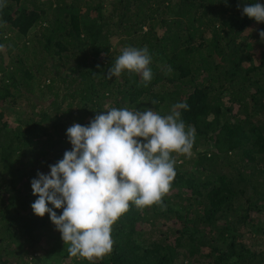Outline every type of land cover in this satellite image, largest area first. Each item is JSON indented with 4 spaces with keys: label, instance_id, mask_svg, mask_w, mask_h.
<instances>
[{
    "label": "trees",
    "instance_id": "16d2710c",
    "mask_svg": "<svg viewBox=\"0 0 264 264\" xmlns=\"http://www.w3.org/2000/svg\"><path fill=\"white\" fill-rule=\"evenodd\" d=\"M256 2L264 0H7L0 264H90L68 254L49 214H34L31 180L71 150L73 123L112 107L166 115L179 102L195 129L192 155H176L165 207L132 205L96 264H264V22L241 14ZM128 46L149 50L147 87L128 72L106 78ZM40 83L52 93L47 104L34 94Z\"/></svg>",
    "mask_w": 264,
    "mask_h": 264
},
{
    "label": "clouds",
    "instance_id": "9594fccd",
    "mask_svg": "<svg viewBox=\"0 0 264 264\" xmlns=\"http://www.w3.org/2000/svg\"><path fill=\"white\" fill-rule=\"evenodd\" d=\"M6 4L0 0V10ZM241 14L264 22V3L243 4ZM259 35L264 40V30ZM151 62L146 46L125 47L106 78L128 72L139 75L147 87L153 78ZM188 109L186 102L174 104L166 115L151 108L112 107L86 126L73 123L67 128L71 150L49 165L50 173L37 170L31 188L38 198L31 208L39 217L50 215L70 256L96 264L112 253L113 226L132 205L139 210L165 207L163 198L177 174L176 155H192L195 129L186 126L180 111Z\"/></svg>",
    "mask_w": 264,
    "mask_h": 264
},
{
    "label": "rangeland",
    "instance_id": "374dc122",
    "mask_svg": "<svg viewBox=\"0 0 264 264\" xmlns=\"http://www.w3.org/2000/svg\"><path fill=\"white\" fill-rule=\"evenodd\" d=\"M116 41V40H115ZM114 42V41H113ZM42 86H43V83H40V85L38 86V87H36V90H35V95H37L38 97H40L41 98V101L44 103V104H47V102H48V99H49V97L50 96H52V93H50L49 91H48V89H47V87H44V90L42 89ZM45 91V92H44ZM23 102L25 103L26 102V100H24L23 99ZM27 107H28V104H27ZM29 107H31V108H35L33 105H29ZM34 113L35 114H37V112L36 111H34ZM8 116L10 117V116H12L11 114L9 115L8 114ZM11 118V117H10ZM0 182L3 184L2 186L0 185V192L1 193H3V192H6L7 191V189H6V184H5V182L4 181H1V177H0ZM225 212H226V214L227 215H229V214H231L230 212H228L227 210H225ZM170 223H168V225L167 226H164V228H166V227H168V226H176L177 225V223H176V221L175 220H171V221H169ZM262 236V235H261ZM264 236H262V238H263ZM259 238H260V236H259ZM203 250H205V251H208L209 250V248L208 247H204L203 248Z\"/></svg>",
    "mask_w": 264,
    "mask_h": 264
}]
</instances>
